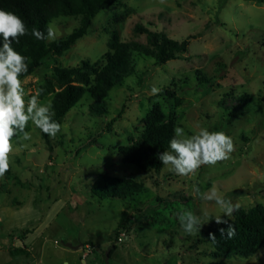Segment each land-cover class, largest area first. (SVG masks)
I'll list each match as a JSON object with an SVG mask.
<instances>
[{
    "label": "rangeland",
    "instance_id": "374dc122",
    "mask_svg": "<svg viewBox=\"0 0 264 264\" xmlns=\"http://www.w3.org/2000/svg\"><path fill=\"white\" fill-rule=\"evenodd\" d=\"M137 23L180 41L194 35L186 56L156 64L135 52L136 72L109 91L106 113L90 112L93 99L86 93L60 119L62 129L50 144L31 122V140L22 133L13 138L12 174L0 178V264H104L114 245L109 264H264V247L250 255H213L212 232L231 223L235 211L224 216L214 200L201 198L215 186L247 210L264 204V0H122L101 10L70 49L21 78L26 102L55 65L97 60L108 50L111 30L122 40L146 42ZM50 24L57 39L80 18L60 16ZM153 86L160 91L153 94ZM163 90L175 91L180 101L159 95ZM245 93L252 96L242 103ZM156 104L189 135L201 127L227 132L234 151L188 176L125 162L118 147L141 139ZM101 172L132 178L142 188L125 199H100L92 186ZM181 211L209 216L187 234ZM124 216L131 229H119Z\"/></svg>",
    "mask_w": 264,
    "mask_h": 264
},
{
    "label": "trees",
    "instance_id": "16d2710c",
    "mask_svg": "<svg viewBox=\"0 0 264 264\" xmlns=\"http://www.w3.org/2000/svg\"><path fill=\"white\" fill-rule=\"evenodd\" d=\"M122 0H0V8L15 12L26 23L29 34L21 36L19 43L13 47L29 58V69L21 78L34 73L45 60L52 55H62L70 49L79 38L88 33L93 25V19L101 10ZM60 16H75L80 18V24L69 34L55 40H37L32 36L31 30L39 28L47 34L50 22ZM135 31L146 35V42L137 40H122L118 30L113 29L108 42V50L97 60L83 59L76 66L55 65L53 75L45 83L37 87L36 96L44 98L53 94L52 104L55 110V119L60 121L82 97L89 93L93 102L89 110L93 114L101 115L107 112L106 98L109 91L122 85L126 77L136 72V64L133 58L135 52L152 56L156 64H163L171 59L185 57L189 50L190 39L188 36L183 41L174 39L166 33L153 29L144 23H137ZM200 72V71H197ZM209 79V77H208ZM203 80V79H202ZM168 94L180 101L175 91L163 90L159 95ZM250 93L240 96L241 102L251 97ZM145 128L140 140L118 147L125 162L136 165L143 171L161 170L164 165L159 160V153L169 148V141L174 135L176 127L174 120L168 118L161 105L156 104L144 119ZM44 139L50 144L48 134L42 132ZM12 174V169L6 173ZM142 184L129 177L111 175L107 172L98 174L92 186L93 195L100 199L119 198L125 199L129 195L141 190ZM129 219L126 216L120 220L119 229H131L128 227ZM229 225L236 228V236L226 238L221 229L227 230ZM215 240H212V235ZM210 237L216 250L215 257H223L230 254L250 255L264 247V204L260 203L249 210L240 206L234 212L231 223L224 224ZM116 245L110 254H113Z\"/></svg>",
    "mask_w": 264,
    "mask_h": 264
},
{
    "label": "clouds",
    "instance_id": "9594fccd",
    "mask_svg": "<svg viewBox=\"0 0 264 264\" xmlns=\"http://www.w3.org/2000/svg\"><path fill=\"white\" fill-rule=\"evenodd\" d=\"M27 34L29 29L19 15L0 8V178L14 166L10 159L15 142L13 138L18 139L22 133L24 140H31L32 134L26 130L29 122L50 137H55L62 129L61 123L54 118L56 113L51 100L41 102L36 95L27 99V102L25 100L21 76L28 72L29 58L16 50L13 44L19 43V38ZM30 34L37 40H55L57 36L51 24L47 27V34L39 28H33ZM159 91L153 86V94ZM173 132L169 141L171 151L159 153V160L180 176H188L202 165H215L217 161L226 160L234 151L232 136L223 130L212 131L201 127L189 135L183 127L176 126ZM194 191L199 192V187H194ZM201 198L214 200L224 216L231 217L240 208L239 203H233L230 197L219 195L215 186L207 193H201ZM208 216L207 211L199 215L192 211L178 213L180 225L187 234H195ZM215 220L227 223L219 216ZM221 233H226V238L232 239L236 236V228L229 225L227 230L221 229ZM215 238L213 234L212 240ZM64 264H68V261L65 260Z\"/></svg>",
    "mask_w": 264,
    "mask_h": 264
},
{
    "label": "water",
    "instance_id": "95a60500",
    "mask_svg": "<svg viewBox=\"0 0 264 264\" xmlns=\"http://www.w3.org/2000/svg\"><path fill=\"white\" fill-rule=\"evenodd\" d=\"M64 244H65L66 246L72 247V248H74V249H79V247H80V245H81V243H80V244H77V245H74V244L71 243V242H65ZM111 250H112V248H110V249H108V250L106 251V253H105V263H104V264H109V260H110V256H111V254H110Z\"/></svg>",
    "mask_w": 264,
    "mask_h": 264
}]
</instances>
